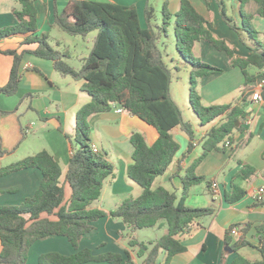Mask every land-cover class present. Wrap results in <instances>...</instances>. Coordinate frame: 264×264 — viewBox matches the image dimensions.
Returning <instances> with one entry per match:
<instances>
[{"label": "trees", "instance_id": "1", "mask_svg": "<svg viewBox=\"0 0 264 264\" xmlns=\"http://www.w3.org/2000/svg\"><path fill=\"white\" fill-rule=\"evenodd\" d=\"M19 10L13 15L16 25L0 29V39L21 36L22 44L34 45L31 50L18 53L15 50L1 52L12 57L7 82L0 86V95L11 96L18 89L19 67L24 53L52 62L53 68L62 77L82 81L81 89L88 94L90 101L75 113V127L72 151L68 161L65 182L70 189V197L64 202V187L59 182L60 167L46 151L25 157L0 168V177L33 168L41 173V182L35 194L25 199L19 206H0V264H26L30 246L38 240L52 236L65 237L76 250L70 256L50 252L40 255L37 264H83L105 262L121 264L130 260L129 250L124 255L105 253L94 256L90 250H79L81 238L92 230V223L104 218L120 219L130 229L128 248L136 249L137 256H143L144 264H157L158 255L163 252V264L185 250L180 237L190 230L199 219L214 213L213 207L190 208L184 204L191 186L204 182L202 176H195L192 164L181 177L182 193L167 191L163 187H153L154 180L162 176L171 164L179 149L171 134L179 128L188 137L186 153L193 149L194 130L189 121L184 120L182 112L170 95L172 71L158 47L161 38L168 36L170 20L174 17L173 33L175 49L189 66V106L200 125L204 126L218 118L221 122L212 126L201 141L202 153L196 163L211 151L225 152L232 147L234 130L240 129L243 109L247 105L249 92L244 91L238 103L230 105L204 106L196 92L197 79L223 72L222 68L201 62L192 54L196 42L203 39L224 51L229 58L230 67L240 69L245 85L264 78V42L258 40V33L252 28L249 19L242 13V30L252 41L248 46L250 54L246 57L236 55L223 40L214 37L206 28V20L200 16L187 0H181L178 11L171 15L166 5L161 9V24L156 23L155 11L147 7L144 11V25L141 24L137 10L133 6H122L108 2L71 0L60 12H55L54 26L68 36L85 39L89 33L96 32L87 57L75 69L66 63L70 52H60L50 45L48 35H37L36 10L34 0H17ZM243 1V0H241ZM259 15L264 17V0H257ZM220 15L233 31L238 27L226 16L223 8ZM256 68L257 73H249ZM137 117L153 127L158 137L148 145L142 134L133 132L128 141L132 146V165L128 179L138 185L142 192L136 198H126L114 210L104 212L92 209L91 205L100 197L103 181L112 175L113 165L103 156L93 152L90 145L88 118L93 114L109 112L113 105ZM6 113L0 111V116ZM238 123V126H236ZM254 170H242L245 177ZM243 195L226 196L227 202H235ZM45 213L54 216L40 219ZM153 227H165V232L155 242H139L132 233ZM226 230L225 245L233 252L249 246L245 240L248 225L241 229V236L232 241L230 230ZM260 259L250 261L240 255L230 264H264V221L256 227ZM225 255V254H224ZM220 264H225L223 258Z\"/></svg>", "mask_w": 264, "mask_h": 264}, {"label": "crops", "instance_id": "2", "mask_svg": "<svg viewBox=\"0 0 264 264\" xmlns=\"http://www.w3.org/2000/svg\"><path fill=\"white\" fill-rule=\"evenodd\" d=\"M70 1L34 0L37 35H48L50 45L60 52L68 50L71 56L68 60H72L73 55L70 47L59 40L60 30L54 26V16L55 12L62 11ZM86 1L133 6L137 10L142 25H144V11L147 7L154 9L156 23L160 25L162 6L165 4L170 14L174 15L181 2V0ZM187 1L206 20L205 26L214 37L223 39L236 55L246 57L250 54L248 46L252 47V41L242 30V13L258 33V40L264 42V17L259 15L260 5L257 0ZM221 8L238 27L237 32L226 25L220 15ZM19 9L20 4L17 0H0V29L16 25L13 11ZM173 27L174 17L171 18L168 27L166 37L168 40L171 34L174 36ZM93 39L90 42L91 46ZM22 41L21 36L0 39V86L7 82L12 64V57L1 52L15 50L21 53L35 47L34 45L25 46ZM160 43L164 45L162 38L158 45ZM88 54L80 56L78 60L81 61ZM192 54L203 63L223 69L222 73L197 79L196 92L202 105L234 106L244 91L250 94L247 105L243 109L244 116L240 120V129L234 130L232 134L234 150L232 152L229 149L225 152L211 151L197 163L196 160L202 153V139L208 130L219 124L222 119L218 118L202 126L185 99L182 105L187 118L179 108L184 120L192 124L193 149L186 153L188 137L179 128H174L171 134L179 149L166 172L157 177L152 185L154 188L161 186L167 191H175L180 197L181 177L184 176L187 168L195 164L194 175L202 176L205 180L188 189L184 204L190 208L213 207L214 213L196 221L188 233L180 237L185 250L174 255L167 264H220L222 258L225 264H230L237 255L250 261H257L260 259V254L256 248L259 243L256 227L264 221V203L255 202L253 197L255 191L264 185V88L259 91L260 99L252 101L251 95L255 91V82L245 85L240 69L230 67L226 53L219 51L206 40L201 39L196 42L192 48ZM184 64L185 62L178 61L176 64H168V67L175 74L178 72L179 65ZM189 71L187 67L188 75ZM248 71L251 74L258 72L256 68H249ZM19 73L20 81L17 91L11 96L0 95V111L6 113L0 116V168L38 152H48L60 167L59 182L64 187V202H67L70 189L65 182V176L72 151L75 113L90 101V97L81 89L82 81L62 77L54 70L51 61L28 53L22 56ZM170 95L172 98L171 84ZM172 100L175 102L173 98ZM192 114L197 124L192 122ZM88 123L92 149L113 165L112 175L103 181L100 197L91 205V208L109 212L124 199L136 198L142 192V189L131 182L127 176L132 165L133 151L128 141L129 135L138 132L142 134L145 142L151 145L157 139L158 133L153 127L115 104L109 112L91 115ZM66 135L71 141L66 138ZM246 167L254 170L248 177L242 173ZM41 178L40 171L33 168L0 177V206H19L25 199L31 198L38 189ZM212 184H216V188H213ZM239 191H242L243 195L237 201H226V196L238 195ZM44 218L55 220L54 216L43 213L40 219ZM246 225H248V231L245 240L250 245L237 253L225 252L226 230L231 226L238 229L237 236L230 235L232 241H235L241 236V229ZM92 227V230L81 238L79 250H90L94 256L105 253L124 255V251L129 250L130 260L121 264H144V257L137 256L136 249L128 248L130 229L120 219L104 217L93 222ZM139 231H143L142 238L138 236ZM164 232L165 227H153L138 230L132 235L139 242L149 243L155 242ZM75 251L65 237L52 236L35 241L30 246L26 264H37L38 257L44 253L55 252L70 256ZM164 258L165 254L161 252L157 258V264H163Z\"/></svg>", "mask_w": 264, "mask_h": 264}, {"label": "rangeland", "instance_id": "3", "mask_svg": "<svg viewBox=\"0 0 264 264\" xmlns=\"http://www.w3.org/2000/svg\"><path fill=\"white\" fill-rule=\"evenodd\" d=\"M59 40L63 44H67L72 52L73 59L72 60H65L67 64L74 67L75 69L79 68L81 65V61L78 60V58L82 55L88 54L91 47V39L94 38L96 32H91L88 34V36L83 39L79 36H68L67 34L59 31ZM164 41L163 44H159L158 47L161 50L165 61L168 64H176L178 61L184 62L178 52L175 49V40L173 34H171L169 40L167 38H162ZM166 47V48H165ZM173 60V62H172ZM189 67L186 63L184 65H179L178 72L174 74V71L172 70V77H171V93L172 98L175 100L178 107L185 112L183 109V101L184 99L187 101L188 105V88H189V75L186 72V68ZM187 90V91H186ZM182 91V93H181ZM193 115V114H192ZM184 117L187 118V116L184 113ZM192 122L197 124V120L195 116L193 115ZM143 231L138 232V236L140 238L143 237Z\"/></svg>", "mask_w": 264, "mask_h": 264}, {"label": "built area", "instance_id": "4", "mask_svg": "<svg viewBox=\"0 0 264 264\" xmlns=\"http://www.w3.org/2000/svg\"><path fill=\"white\" fill-rule=\"evenodd\" d=\"M255 91L251 95L252 101H258L260 99L259 91L264 88V78H260L255 81ZM93 152L97 153L95 149H92ZM213 188H216V184H212ZM254 201L257 203H264V185L260 186L254 193ZM230 235L237 236L238 235V229L232 228L230 230Z\"/></svg>", "mask_w": 264, "mask_h": 264}, {"label": "water", "instance_id": "5", "mask_svg": "<svg viewBox=\"0 0 264 264\" xmlns=\"http://www.w3.org/2000/svg\"><path fill=\"white\" fill-rule=\"evenodd\" d=\"M236 126H238V123H236ZM224 251L227 253H231V250L227 246L224 247Z\"/></svg>", "mask_w": 264, "mask_h": 264}]
</instances>
